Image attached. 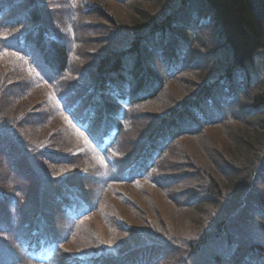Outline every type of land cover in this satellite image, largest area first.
<instances>
[{
    "label": "trees",
    "instance_id": "16d2710c",
    "mask_svg": "<svg viewBox=\"0 0 264 264\" xmlns=\"http://www.w3.org/2000/svg\"><path fill=\"white\" fill-rule=\"evenodd\" d=\"M41 1L43 0H10L9 2L0 0V39L4 51L9 50L18 55L22 54V57H24L23 54L28 53L26 52L28 49H34L43 64L41 73L49 78V85L53 86L68 72H70L68 75L72 74L69 70L70 51L63 36L48 26L43 18L44 10L40 5ZM168 1H171L172 4L177 3L176 6L179 9L171 11L172 4L170 5ZM183 2L186 3L185 7ZM155 4L165 8V11L162 9L163 12L160 11L155 17L152 14L150 17L149 11L141 10L138 18L133 22L135 29L131 32L132 39L127 47L122 48L119 52H103L95 66L97 76L90 84L83 83L81 86L84 89L78 86L69 87L64 91L69 94L68 97L70 95L73 97L76 94L74 101L78 103L66 104L68 97L65 94L60 92L56 95V100L60 102L64 100V112L71 115L74 122H82L81 129L84 128L87 132L86 137L95 142L99 149L103 150L109 140H111L112 147L118 142L127 127L125 111L128 105L135 103L138 106L141 102L154 98L158 91L164 87L161 74L165 75V79L181 72L183 64L188 65L187 62L183 63L181 57L189 56L188 54L193 55L195 44L201 46V52H204L209 60H211L210 56L214 57L213 55L223 59L222 73L225 74V71L228 73L240 72L247 80L251 75L256 73L260 75L261 73L263 81L260 80L261 83H258L264 82V0H155ZM189 6L190 8H188ZM187 10L188 12L192 10L193 15L191 14L190 18L185 20L184 15ZM145 14H147L148 23L144 20ZM5 19L10 22L4 23ZM23 25L29 26L24 35L15 33L14 30ZM149 37L155 40V45L151 43L152 41H147ZM163 39L165 41L172 40V42L166 45ZM173 42H177V45ZM179 42L182 47L180 50L176 48ZM150 48H153L152 52ZM133 54L136 57L135 60ZM178 54L181 56L180 58ZM117 59H119V63H117ZM120 59L128 60L127 65L121 66ZM185 59L187 60V58ZM32 62L36 64L35 60ZM209 66L211 65L209 64ZM11 71L12 67H9L4 78L1 79L4 83L13 79L19 81L18 77L8 79L9 74H12ZM225 75L229 77L225 76L222 79L227 78L228 81L230 74ZM241 75L240 77H242ZM4 83L0 84V97L3 99L7 86ZM251 85L254 87L255 83ZM225 86L226 84L223 83L225 94L222 103H213L209 94H205L202 98L204 101H211L210 106H206V101L204 104L205 109L207 107L214 109V111H209L212 112L211 115L206 112L204 107L197 104L195 99H186L174 111L171 110V112L163 114L164 116L152 128L150 137L143 141L145 146L123 164V174H121L119 182L145 181L151 171L160 164L159 162L167 159L165 156L169 155L170 146L178 136L194 135L202 129L218 126L229 119L227 115L233 109L234 103L238 101L240 93L232 94L233 91L230 87ZM8 88L9 86L6 90ZM90 94L93 95L89 97ZM88 98L92 99L93 104L87 102ZM251 99L249 108L245 110L250 114L249 118H244L242 122L238 121L246 130L232 133L231 138L236 141V149L230 153L226 161L222 160L221 156L217 154L218 152L216 155L213 153L219 160L215 169L217 172H222L226 181L224 190L229 195L232 194L226 207L223 204L224 200L221 202L223 195L221 193V195H217L221 202L220 211L224 210L223 214L219 215H225L228 213L227 208L237 206L235 214L228 215L230 218L213 219L210 223L213 225L211 227L203 223L202 230L204 228L207 230L202 232L203 235L200 233L197 236L198 241L194 242L195 244L191 243V245L193 244L191 248L185 249L187 243L180 239L179 245H183L184 251H181L178 257L186 258L180 259L179 263L181 264H199L206 261L209 264H264V233L259 236L253 228L252 233H255L256 237L251 238L250 230H247L249 234L243 233L235 226L236 223H239L238 225L242 229L244 220L249 218L252 221L249 222L254 226L264 223V188H262L264 187V185L262 186L264 184V94L260 92ZM5 103L6 101L0 102V242L3 243H0V264H23L25 262L23 259L30 260L27 257L44 264L48 259H53L54 254L57 262L67 264L69 261L63 260L69 256L63 247L65 243L61 244L55 240L51 243L50 241L54 234L48 220V207L43 206V196L41 201L36 192L29 189L28 181L29 183L32 181L28 176L31 171L27 167L26 174L28 176L14 173L15 179H13L12 173L7 170L11 167L17 172L19 168L14 160L19 157L25 158L28 153H24L26 149L22 145L23 142L21 143L9 132L11 131L10 127L15 128L17 114H12L10 109L4 106ZM242 104H245L244 99L238 106L243 108ZM221 105L227 112L226 118L220 113L222 112L220 111ZM84 114H88V117H84ZM230 119L238 120L235 117H230ZM43 128L45 129L42 125H37L35 131L37 129L39 133ZM15 133H18L16 128ZM32 136L37 137L33 134ZM53 146V140L47 138L43 148L47 150ZM256 147L259 148L258 154H256L257 151L253 152ZM109 151L112 149L109 148ZM64 154L63 161L68 165H79L78 158L76 160L73 155ZM104 154L106 155L107 152ZM42 171L35 168L33 172L39 176ZM203 175L204 172L201 177ZM79 176L81 177L77 174L74 181H68L64 177L56 180L55 184L51 181V184L58 187V190L52 192H55L56 195V208L60 213H64V217L66 214L75 215L77 213L84 217H90L98 209V204L95 206L94 203L90 204V201L78 188ZM9 177L11 180H8ZM115 177L114 174L108 172L107 182L115 180ZM45 178L42 181L50 186L48 185L50 184L49 179ZM25 182L27 186L24 188ZM210 183L217 184L219 182L214 177ZM244 191V196H237L238 193H244ZM220 192L223 193V191ZM208 197L210 202H213L211 211L218 209L217 198L207 193L206 196L197 195L193 198L197 199L201 205L197 209L201 211L205 207ZM101 202L102 200H100V204ZM48 211L50 210L48 209ZM199 218L201 216L197 219ZM186 233L190 235V232L186 231ZM178 239H175L174 242L161 244V251L166 252L164 255L166 258L170 254L169 250L178 245ZM185 240L187 241V238ZM172 243H174L173 246ZM143 246L146 247L145 243L127 244L123 249L117 251V255L123 257L128 253H136ZM196 246H200V248L195 249ZM11 248L13 250L15 248L16 252L11 251ZM201 251L203 252L201 253ZM13 252L16 254L13 260L17 261H9ZM209 256L212 258L210 261L201 259V257ZM148 257L149 259H136L134 262L131 260L128 264H158L159 258L154 260L151 256ZM79 260L74 258L70 261ZM100 260L101 257L95 255L88 261L93 264H103ZM109 262L113 264V260Z\"/></svg>",
    "mask_w": 264,
    "mask_h": 264
},
{
    "label": "rangeland",
    "instance_id": "374dc122",
    "mask_svg": "<svg viewBox=\"0 0 264 264\" xmlns=\"http://www.w3.org/2000/svg\"><path fill=\"white\" fill-rule=\"evenodd\" d=\"M9 1L6 0V2ZM168 2L170 5L172 4L171 1ZM185 4L183 2L184 7ZM40 5L43 7V18L48 26L56 33L61 34L67 43L70 51L69 70L73 75H68L70 74L68 72L56 85L50 86L49 78L41 73L43 64L34 49H28L26 51L28 53L23 54L24 57H22V54L18 55L9 50L4 51L0 39V84L4 83L1 79L4 78L9 67H12V74H9L8 79L18 77L19 80L13 79L4 83L7 85L6 93L3 92L5 98L0 97V102L6 101L4 106L9 108L12 114H17L15 118L17 123L14 125L18 133H15V128L12 129V127L10 130L14 132L7 131L17 137L21 143L23 142L22 145L26 149L24 153H28V155L25 154L27 157H19L18 161L13 159L19 168L17 172L6 166L8 172L12 173L13 179H15L14 173L28 176L26 174L27 167L33 174L28 176L32 181L31 183L28 181L29 189L36 192L41 201L43 196V206L50 210L47 209L48 220L54 234L50 241L51 243L54 240L61 244L65 243L63 247L69 256L63 260L67 259L69 261L67 264H93L88 260L95 255L101 257L100 261L103 264H112L109 262L111 260H113V264H128L131 260L134 262L136 259H149L148 256L154 260L159 258L158 264H181L179 263L180 259L186 258L178 257L180 252L184 251L183 245H179L180 239L187 243L185 249L191 248L195 244L194 242L198 241L197 236L200 233L203 235L202 232L207 230V228L202 230L203 223L211 227L213 225L210 223L213 219L230 218L228 215L235 214L237 206L227 208V214L219 215L224 212L223 209L220 211L221 202L224 200L223 204L226 207L232 194L229 195L224 190L226 181L222 172H217L215 169L219 161L215 155L218 152L217 154L221 156L222 160L226 161L230 153L236 149V141L231 138L232 133L246 130L238 121L242 122L244 118H249L250 114L245 110L249 108L251 98L260 92L264 94V82L259 84L260 80L263 81V75L256 73L247 80L240 72L228 73L225 71V74H230V79L228 81L227 78L222 79L227 76L222 73L223 59L213 55L214 57H209L212 61L209 60L205 53L201 52V46L195 44L193 55L188 54L189 56L181 57L178 54L179 58L183 59V63L187 62L188 64H183L181 72H175L178 74L173 73L175 74L173 77L171 75L165 79V75L161 74L164 87L158 91L154 98L141 102L138 106L135 103L128 105L125 111L127 127L121 138L113 147L110 140L102 150L95 142L86 137V134L75 124L71 115L64 112V100L61 102L56 100V95L62 92L68 97L69 94L64 91L69 87H82L83 83L90 84L97 76L95 66L102 56L101 54L107 51L109 53L119 52L122 48L127 47L132 39L131 32L135 29L133 22L138 18L141 10L149 11L150 17L152 14L155 17L160 11L163 12L162 9L165 11V8L155 4V0H43ZM176 5L177 3L172 4L170 10H178ZM191 14L192 10L185 11V20L189 19ZM141 15L140 13V17ZM181 17L183 18V15ZM144 20L148 21L147 14H145ZM3 22L10 21L5 19ZM28 27L23 25L14 31L24 35ZM142 29L144 28L142 27ZM151 38L149 37L147 41H152L151 43L154 44L155 40L153 38L151 40ZM163 42L167 45L172 40L165 41L163 39ZM177 42L173 43L177 45ZM176 48L178 50L182 48L180 42ZM152 49L150 48L151 52ZM133 56L135 60L136 57L134 54ZM32 60H35L39 66ZM125 61L127 65L128 60ZM157 67L159 68V65ZM155 70L158 72L157 68ZM257 79L259 80L257 81ZM223 83L230 87L233 91L232 94L240 93L238 101L236 100L237 102L234 103L228 117L226 110L221 105L220 111L222 112L220 113L224 115V118L229 119L218 126L202 129L197 134L178 136L170 146L168 157L165 156L167 159L159 162L160 164L151 171L145 181L119 182L121 174H123V164L145 146L143 141L150 137L152 128L164 116L163 114L171 112V110L174 111L186 99H195L194 101L205 109V101L206 106L211 105L210 100L202 99L205 94L212 97L213 103H222L225 94ZM252 83H255L254 87H252ZM68 84L70 85L67 86ZM249 84L250 86H248ZM8 86L9 88L6 90ZM91 95L93 94H90L89 97ZM75 97L76 94L73 97L70 95L66 99V104L78 103L74 101ZM243 99L245 104H242L243 108H240L238 104ZM87 102L93 104L90 98ZM205 110L210 115L212 112L209 111H214L209 107ZM230 117L238 118V120L230 119ZM37 125H42L45 129L43 128L38 133L37 129L35 131ZM32 134L37 137H33ZM47 138L53 140L54 146L46 150L43 145ZM109 148L112 151H109ZM258 150L259 148L256 147L253 152L257 151L256 154H258ZM103 151L107 154L103 155ZM64 153L73 155L76 160L78 158L79 165H68L63 161ZM35 168L43 170L42 174L39 176L34 174ZM108 172L116 176L115 180L107 182ZM203 172L204 175L201 177ZM77 174L81 175L78 178V188L81 193L90 201V204L94 203V206L98 204L97 211L90 217H84L78 213L75 215L66 214L64 217V213H60L55 205L56 195L52 191L58 190V187L54 185L57 183L56 180L64 177L68 181H74ZM257 175L259 176V173ZM45 177L49 179L50 184L48 185L51 187L42 181L46 179ZM214 177L219 183H210ZM8 180H11L10 177ZM51 181L54 184H51ZM26 186L25 182L23 187ZM206 193L216 198L217 195H223L221 202L217 198L218 209L216 211H211L213 202H210L209 197L207 198L208 202H205V207L201 211L197 209L201 205L197 199L193 198L197 195L206 196ZM242 195H245V191L237 194L238 197ZM100 200H102L101 204ZM199 216L201 218L197 219ZM249 221L252 222L250 218L244 220L242 229L239 227V223H236L235 226L243 233L249 234L247 230H250L251 238L256 237L255 233H252L253 228L259 236L263 235L264 223L254 226ZM186 231L190 232V235ZM177 238H179L178 245L174 247V243H172L173 249L169 250L170 254L166 258L164 256L166 252L161 251V244L174 242ZM133 243H145L146 247L143 246L136 253H128L123 257L117 255L119 249ZM191 243L193 244L191 245ZM198 248L200 246L195 247V249ZM11 251L16 252L15 248L14 250L11 248ZM14 252L9 257V261L15 258ZM198 254L200 255V253ZM201 256L203 257V254ZM202 257L201 259L208 261L212 259L211 256ZM27 258L30 260L23 259L25 261L23 264H40L37 260ZM74 258L80 260L71 262L70 260ZM44 264L63 263L57 262L54 254L53 259H48ZM199 264L209 263L206 261Z\"/></svg>",
    "mask_w": 264,
    "mask_h": 264
},
{
    "label": "bare ground",
    "instance_id": "6f19581e",
    "mask_svg": "<svg viewBox=\"0 0 264 264\" xmlns=\"http://www.w3.org/2000/svg\"><path fill=\"white\" fill-rule=\"evenodd\" d=\"M117 63H119V59H117ZM120 63H121V66H124V64H126V61L123 59H120ZM145 79H146V76H145ZM77 112L81 113L80 111H77ZM189 115L191 116V113ZM84 117H88V114H84Z\"/></svg>",
    "mask_w": 264,
    "mask_h": 264
}]
</instances>
